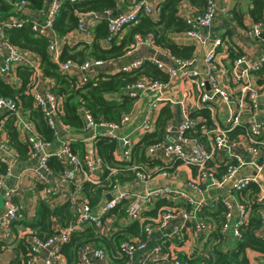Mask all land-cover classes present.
Returning <instances> with one entry per match:
<instances>
[{"label":"built area","instance_id":"2783aa9c","mask_svg":"<svg viewBox=\"0 0 264 264\" xmlns=\"http://www.w3.org/2000/svg\"><path fill=\"white\" fill-rule=\"evenodd\" d=\"M86 1L90 0H47L45 7L41 11L38 13L31 12V14L27 16L30 20L29 28L33 36L46 40V52L49 55L50 61L57 65V70L60 73L67 74L69 71L81 72L82 75L78 79L80 85L89 81L85 73H88L94 67L100 66L104 61L89 59L80 65H76L71 61L59 63L58 58L61 42L60 38L56 36L53 30V23L57 17L61 3L75 4ZM159 1L160 0H139L137 4L128 11L115 15L112 14L113 12L111 10L78 14V25L74 32L80 34L81 37L89 41L92 35L89 28L94 24L104 21L108 35L105 41L111 42L114 40L117 42L126 28L137 22L139 13L154 19L157 15ZM204 1L205 7L201 14L184 19L188 26L186 32H193L197 26H208L217 14L227 16V12L223 7L215 5L212 0ZM27 4L25 0H20L19 2L12 3L11 6L13 11H19L21 14L26 15L28 12V9H25ZM20 25L21 23L18 17L0 15V79H12L13 71L17 68H25L33 72L34 82L29 89L32 105L38 108L42 113L45 124L52 131L54 139L58 131L57 120L62 116L61 102L57 97L51 94L48 88L41 87V80L44 76L41 74L34 56L12 45L4 36L5 30L18 28ZM262 30V25L255 23L248 27L244 31V34L249 39H261L264 44V30ZM214 44L217 46L218 41H215ZM152 45L153 41L151 36L140 37L135 35L133 37V43L128 47L126 53L132 51L137 46L152 47ZM155 51L163 55L166 60H158L156 57H151L147 62L164 73L167 76V81L165 83L155 81L149 82L148 80L133 82L125 86L129 98L141 92H150L158 97L165 90L169 80L179 75L184 80H195L199 90L198 102L200 105L204 106L212 103L216 98H220L224 103H228L229 94L219 88L211 68V70L206 69L204 71L203 77L201 75L199 77V74L191 69L194 62L192 58L179 60L163 49L159 48L155 49ZM212 59V54L208 55L205 57L204 62L209 65ZM167 60L173 62L175 68L167 66ZM141 64L142 62H135L127 66H122L120 67V72H130L131 70L138 69ZM263 65L264 54H262L257 63H247L245 57L242 56L235 58L232 62L230 70L231 78L235 86L240 88L241 95L244 93L250 103H253L256 99V91L251 85L249 80L250 76L255 75L260 82L262 81L260 87L262 89L261 92H264V72H261ZM16 80L18 81L17 78ZM155 108V101L150 102L144 108L140 123L141 133L149 134L151 132L152 115ZM79 113L83 129L85 131L92 130V137L95 141L97 138H104L118 143L121 147L120 160L122 162H127L129 160L132 143L128 138L121 137L117 134L120 128L128 123V115L121 117L118 123H107L103 121H93L90 113L85 109L79 108ZM9 118L12 119V127L18 133L19 140L26 145V159L34 160V166L29 168L30 174L36 183L45 188V193L47 195H53L57 192V188L50 186L54 171L49 165L50 159L54 160L59 166L57 180L63 185L75 180L76 174L80 172H83L84 175L94 174L105 168L96 154H84L82 158L79 159L78 156L73 153L70 148V142L68 141L60 142L56 150L51 149L53 140L48 142L38 135L34 126L28 120L27 113L22 111L21 107L19 108L15 100L0 96V166L3 168V173L0 174V196L2 200V206L0 208V235L2 236L0 239L9 236L11 225L19 218L17 208L11 202L13 190L7 188L5 185L6 179L11 172L12 164L16 161L14 151L9 148L6 136L2 130L4 121ZM199 124V117H196L194 119L186 118L174 127L166 125L163 129L162 139L148 145L144 149L143 154L148 160V162H146L147 164L142 163L130 167V172L134 180L140 184H144L150 181L155 175H160L164 178L168 177L171 172L168 166L164 165L163 168H157V166L153 164L154 159L157 157H161L160 161L162 163L175 160L179 161L180 164L193 167L196 175L194 180L187 183V186L196 192H201L209 186L222 185L230 179L236 169V165L241 164L239 158L235 157V165L228 166L225 174L220 178L216 177L213 168L208 167L207 164L211 159L212 153H223L225 157L229 156L230 145L228 132L238 124L237 116L235 115L231 119H228L224 128L210 129L209 133L211 137L208 138L209 151L195 139L186 136L189 133H194L198 128L205 131L203 126L198 127ZM95 130L96 135L94 133ZM262 132L263 131L260 129L254 127H249L244 131L247 140L246 151L250 158L257 164L260 163L261 160L264 161V144L255 140L256 137L264 134V132ZM85 181L92 182L91 180ZM252 182H255V179L249 177L236 180L231 185V194L238 196L242 191L246 190L248 185ZM167 194L168 190L163 187L136 194L132 198L129 197L126 192L109 194V201H104V203L95 205L94 207L87 205V202L72 207L74 204L72 203L70 207L72 208L73 224L45 238H39L32 232L23 233L20 238L24 240V244L26 245V253L25 260L21 261V264H33L37 262L38 259H41V264H60L59 260H63V257L59 253L60 247L68 241L69 235L73 232L74 227L77 225L93 224L96 228L100 229L102 217L123 200L129 203L125 210V219L137 222L139 231L144 238L141 241L137 238H131L119 244L118 249L120 255L124 257V262L122 264H128L132 255L138 251H146L145 258L151 264L167 262L169 260L170 264H184L175 259L171 251L165 250L163 245L158 242L146 249V243L153 232H160L163 234L166 230L168 232L170 231L169 236L175 239L177 243H180L181 231L190 225V223L197 233H201L205 230V225L202 222H195L194 216L197 211H200V205L194 204L190 199H186L181 193L178 194V197L185 201L183 205H187L189 207L188 209L166 206L154 214V216L144 218L141 214L143 211L141 207L151 200L164 198ZM253 200L255 204L263 203L264 191L258 188ZM220 204L225 209L224 218L226 219V223L219 229V235L222 236L227 229H230L233 237L239 239L238 227L245 222V211L243 207H237L238 220L234 225L230 226V209L232 206L227 198H222ZM258 218L259 227L254 235L264 238L263 210H258ZM169 222L173 223L170 229H168ZM76 264H109V262L104 249L98 248L93 243H88L76 250Z\"/></svg>","mask_w":264,"mask_h":264},{"label":"crops","instance_id":"0c3cea01","mask_svg":"<svg viewBox=\"0 0 264 264\" xmlns=\"http://www.w3.org/2000/svg\"><path fill=\"white\" fill-rule=\"evenodd\" d=\"M113 1L115 3V10L112 11V14H118L128 11L138 0ZM163 1L164 0H160L159 3ZM212 1L215 5L223 7L227 12V16L217 14L206 27L197 26L193 32L171 33L168 35V38L175 45L192 47L190 59L192 58L194 62L191 69L193 71L195 70L199 74V77L200 75L203 77L204 71L211 68L219 88L229 94L228 103H224L220 98H216L212 103L204 106L200 105L198 102L199 90L195 80H184L179 75L169 80L165 90L158 97L150 92L137 93L136 96L130 97L133 99V103L128 114H126L128 115V123L123 125L117 132L119 136L128 138L132 143L129 160L127 162H122L120 160L121 147L118 143L114 142L112 161L110 164L105 165L99 157H97L107 169L104 168L99 170V172L87 175L80 172L76 174L75 180L65 185L58 182V172H55L56 170L53 169V179L50 186L57 188V192L53 195H47L45 193V188L36 183L31 176L29 168L34 166V160H21L17 158L14 152L16 161L12 164L11 172L6 179L5 185L7 188L13 190L11 202L17 208L19 218L11 225L9 236L0 239V264H10L15 260L17 258L15 246L20 237L23 233L34 232L31 230L30 224L33 222L35 209L39 202L46 203L49 208L67 204L72 211L70 207L72 203H74L72 206L74 207L77 204L86 202V197L81 190V185L86 183L100 190V197L96 205L104 203V201H106L105 195L108 193L118 194L126 192V194L132 198L136 194L148 192L152 189L166 188L168 194L164 198L151 200L141 207L143 210L141 214L144 218L152 217L149 214H156L166 206L188 209L189 207L187 205H183L185 201L178 197L180 193L183 194L186 199H190L194 204L200 205V211H197L194 217L195 222H202L205 225V230L203 232L197 233L190 223V225L181 231L180 243H177L175 239L169 236L170 231L168 232L166 230L163 234L160 232H153L146 243V249L158 242L163 245L165 250L171 251L172 255L177 260H180L178 258L179 256H184L185 258L190 255L205 257V254L212 251L213 248L222 253H227L235 249L239 239L233 237L230 229H227L222 236L220 235L221 238L218 241L215 240L221 228V226H216L218 224L217 220L221 217L220 212L217 211V207L222 198H227L232 206L230 209L231 218L229 225H234L238 220V206L243 207L245 211L244 220L247 222L251 215V201L253 200L254 194H249L248 189H246L238 196L232 195L230 192L231 185L238 179L249 177L255 179V182L250 184L264 191V161L261 160V162L257 164L250 158L246 151L247 140L244 134V131L249 127H254L264 132V92H261L262 89L260 87L262 81L260 82L257 76L252 75L249 80L253 89L256 91V99L253 103H250L244 93L241 95L240 88L235 86L231 78L230 70L233 60L230 58L238 54L239 56L245 57L247 63H257L262 54H264V44L261 39H249L244 34V31L248 27L255 24L248 14V10L252 7L249 0ZM262 2L264 3V0H262ZM203 9V7L182 0L177 5V16L183 20L192 18L195 15L201 14ZM95 25L96 24L90 28L88 27L91 33H93L92 30ZM126 31L127 29L122 33L119 40ZM59 38L61 42L60 49L64 45L72 47L79 42L87 41L74 31ZM119 40L115 43H118ZM215 41H218L217 46L214 44ZM98 44L101 47L107 48L106 44L101 40ZM155 49H159V47L154 43L152 47L137 46L132 51L125 53L121 58L104 61L100 66L94 67L88 73H85V75L95 80L100 76L118 73L122 66H127L135 62L148 61L151 57H156L158 60H166V58L158 54ZM211 54L213 59L208 65L204 62V59ZM34 58L38 66L39 60L36 56H34ZM123 58L127 61L125 65L122 63ZM166 65L175 68L174 63L169 60L166 61ZM261 72H264V65ZM67 74L73 77L76 82L82 75L81 72L78 73L76 71H69ZM11 78L10 80L2 81L17 88L18 81L16 80L15 70ZM52 85L53 81L49 78L44 77L41 80L42 88L49 89ZM121 96L129 98L128 91L125 87L114 93L113 97L110 99L118 101ZM152 101H155L156 108L153 110V121L151 123L150 133L154 131L155 122L162 110V114L168 115L164 127L166 125L174 127L186 118H189L188 116L190 113L207 110L211 128L203 126L205 131L198 128L199 133H201L203 137L201 144L207 151H209L208 138L211 137L209 133L210 129L224 128L226 121L236 115L238 124L232 129H237V131L228 137L230 145L229 156L225 157L223 153H212L211 159L209 160L211 166L219 167L227 165L229 160L235 161V157L239 158L241 164L236 165V169L231 178L222 185L209 186L201 192H196L187 186V183L195 178L194 169L180 164L179 161L175 160L162 163L160 161L161 157H157L154 159L153 164L157 166V168H163L164 165L168 166V168L171 169L170 175L166 178L155 175L150 181L144 184L135 181L130 172V167L148 162L143 154L144 152L137 153L134 147L145 135L140 132V123L144 108ZM199 120L200 124L203 125L205 123L200 118ZM57 122L58 131L51 143V149L56 150L58 144L63 141L70 142V145L75 141H80L82 145L81 153L79 150H72L79 159L82 158L84 154L97 155L95 140L92 135L86 139L79 138L78 135L80 134L74 135V132L70 128L61 123L60 117ZM243 129L244 131L242 132ZM84 131L85 130H83L81 134L87 132ZM95 132L96 130L94 133ZM3 133L5 135V132ZM224 174L225 173H223V175ZM85 180H91L92 182H86ZM1 206L2 200L0 196V208ZM123 219V217L121 219H112V217L111 219H107V217H105L101 221L102 225L98 232L104 236L114 233L118 228H122L129 222ZM172 225L173 223L169 222L168 229H170ZM83 227H85V225H77L74 227L73 232L80 231ZM50 228L54 233L64 229L59 227V224L54 218L50 222ZM1 236L2 235H0V238ZM145 255L146 251L135 252L128 261V264H151L146 260ZM245 257L247 259V264H264V256L252 250L246 249ZM107 259L109 264H111L108 257ZM41 263V259H38L37 262L33 264ZM59 263L64 264V259L62 261L59 260ZM157 264H170V260Z\"/></svg>","mask_w":264,"mask_h":264},{"label":"trees","instance_id":"16d2710c","mask_svg":"<svg viewBox=\"0 0 264 264\" xmlns=\"http://www.w3.org/2000/svg\"><path fill=\"white\" fill-rule=\"evenodd\" d=\"M8 1V2H7ZM20 0H0V15L1 16H16L21 25L18 28L7 29L4 31V36L7 41L16 46L24 52H28L36 56L39 60V69L41 74L53 81V85L49 88L51 94L57 97L61 102L62 116L61 123L70 128L74 135L81 134L83 129L82 120L79 113V108L87 110L93 121H103L107 123H118L123 115L128 114L133 99L121 96L118 101L112 100L113 94L118 92L123 87L139 81L148 80L165 83L167 76L159 71L154 65L147 61H143L138 69L130 72H118L114 75L100 76L94 79H89L83 85L68 74L60 73L57 70V65L50 61L49 55L46 52V40L44 38L34 37L30 32V20L28 15L38 13L41 11L47 0H25L28 4L25 9H28L27 14L23 15L19 11H13L11 4L19 2ZM182 0H164L158 3L156 17L150 18L139 13L137 22L127 27V31L118 43L115 41L106 42L108 37L106 32V25L104 21L96 24L93 28L91 39L79 42L78 44L68 47L62 46L59 53V63L71 61L76 65L82 64L84 61L93 59L98 61H109L121 58L125 55L128 47L133 43V37L138 35L140 37L151 36L153 43L160 49L167 51L171 56L179 60L190 59L192 47L178 46L171 42L168 35L171 33H181L188 30L185 21L177 16V5ZM190 4H196L200 7H205L204 0H185ZM252 4L248 14L253 23H259L264 30V3L262 0H249ZM103 10H115V3L113 0H90L81 3L69 4L61 3L57 17L53 23V30L56 36L63 37L69 32L76 30L78 25V14H85L89 12H101ZM262 30V31H263ZM262 35V34H261ZM102 41L107 48L101 47L98 42ZM108 43V44H107ZM241 56V55H240ZM238 54L230 58L234 60L240 57ZM16 78L18 79V86L13 87L8 85L0 79V96L9 97L15 100L19 108L26 112L28 120L34 126L35 131L45 141L53 140L52 131L46 126L40 110L32 105V99L29 95V89L34 82L33 72L25 68H17L15 70ZM163 110L157 117L155 122V129L152 133L145 134L140 142L135 145L138 152L143 153L145 147L160 141L163 136V129L168 118L167 114H162ZM190 119L199 117L205 122L203 125L206 128H211L209 125V113L207 110H200L198 112L190 113ZM3 130L6 135L8 146L12 149L17 158L26 159V145L19 140L18 133L12 127V119L9 118L4 121ZM237 129H232L228 132V137L236 133ZM244 129L242 130V132ZM189 136L200 144L203 140L201 133L196 129L194 133H189ZM255 140L264 144V134L256 137ZM72 150H79L81 153L82 145L80 141H75L70 145ZM95 149L99 159L106 165L112 161V152L114 149V142L104 138H97L95 141ZM49 165L56 172L59 171L57 163L50 159ZM208 167L213 168L217 178H220L226 172L228 166H234L235 161L230 160L227 165L219 167L211 166L208 162ZM194 169L193 167H191ZM108 171V170H106ZM3 173V168L0 166V174ZM194 175H196L194 169ZM249 194L257 192V187L249 184ZM81 190L86 197L87 205L94 207L99 200L100 190L88 183L81 185ZM254 199V197H253ZM127 201H120L113 209L108 211L101 219H121L125 220V210L128 206ZM258 210L264 211V202L255 204L251 201V215L247 222H244L238 227L239 240L235 249L227 253H222L215 248L205 254V257H197L190 255L185 258L179 256V261L184 264H247L245 257V250L249 249L253 252L264 256V239L255 236V231L259 227ZM217 211L220 212L221 217L217 220L218 226H223L226 223L224 218L225 209L221 204H218ZM154 216V214H149ZM55 219L60 228H66L73 224V214L67 204L59 207L49 208L44 202H39L36 206L33 222L30 224L33 234L39 238L51 236L54 231L50 228V222ZM93 224H85L80 231L71 232L69 239L60 247V255L64 259V264H76V250L88 243H93L98 248L104 249L111 264H122L124 257L120 255L118 246L120 243L132 238H137L140 241L144 236L139 231L137 222L129 221L127 225L118 228L114 233L109 235H102L98 232ZM221 238L217 235L215 240ZM16 259L10 264H21L25 260L26 245L23 239H19L15 246ZM122 256V257H121Z\"/></svg>","mask_w":264,"mask_h":264},{"label":"water","instance_id":"95a60500","mask_svg":"<svg viewBox=\"0 0 264 264\" xmlns=\"http://www.w3.org/2000/svg\"><path fill=\"white\" fill-rule=\"evenodd\" d=\"M139 1V0H138ZM137 1V2H138ZM137 3H135V5H136ZM134 6V5H133ZM114 15H115V13H114ZM122 63L125 65V64H127V61H126V59L125 58H123L122 59ZM92 133H93V131L92 130H89V131H87L86 133H84V134H80V135H78L79 136V138H82V139H86V138H88V137H90L91 135H92ZM105 200L106 201H109L110 200V196H109V194H106L105 195Z\"/></svg>","mask_w":264,"mask_h":264}]
</instances>
